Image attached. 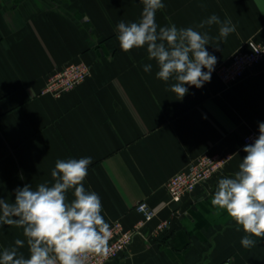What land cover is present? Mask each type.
Returning a JSON list of instances; mask_svg holds the SVG:
<instances>
[{
	"label": "crops",
	"instance_id": "0c3cea01",
	"mask_svg": "<svg viewBox=\"0 0 264 264\" xmlns=\"http://www.w3.org/2000/svg\"><path fill=\"white\" fill-rule=\"evenodd\" d=\"M162 3L159 26L213 38L206 46L217 59L211 80L199 89L185 85L182 100L169 90L174 80L157 78L146 48L119 45L116 26L140 19V0H0V198L14 201L26 184H51L57 160L91 157L84 186L100 197L109 226L134 227L141 201L156 212L110 264H264V238L244 248L243 229L211 204L218 180L246 155L244 137L264 122V61L231 87L216 73L249 40L264 42V0ZM213 14L235 25L225 40L215 39L218 25L197 28ZM79 62L91 67L84 83L59 98L44 93L50 76ZM225 153L233 154L226 167L171 202V177L204 154ZM167 220L169 228L155 232ZM17 238L22 229L0 227V250ZM20 251L28 256L27 247Z\"/></svg>",
	"mask_w": 264,
	"mask_h": 264
},
{
	"label": "clouds",
	"instance_id": "9594fccd",
	"mask_svg": "<svg viewBox=\"0 0 264 264\" xmlns=\"http://www.w3.org/2000/svg\"><path fill=\"white\" fill-rule=\"evenodd\" d=\"M140 2V19L116 26L119 45L124 52L146 48L148 59L157 62V78L174 80L169 90L182 100L189 92L185 85L199 89L210 82L217 59L206 46L213 38L192 27L159 26L156 13L165 7L162 0ZM211 25L219 26L217 41L236 31L230 19L221 21L215 14L197 28ZM143 70L150 72L152 64H145ZM258 131L253 142L243 147L246 155L238 170L218 180L211 199L212 206L225 211L237 225L236 231L243 229L240 243L244 248L256 246L254 238H264V122ZM91 164V157L57 160L51 184L35 188L26 184L14 190V201L0 198V227L22 229L24 237L0 250V264H93L107 253L110 226L102 215L101 199L84 186ZM70 190L71 200L67 197ZM24 247L27 257L20 251Z\"/></svg>",
	"mask_w": 264,
	"mask_h": 264
},
{
	"label": "built area",
	"instance_id": "2783aa9c",
	"mask_svg": "<svg viewBox=\"0 0 264 264\" xmlns=\"http://www.w3.org/2000/svg\"><path fill=\"white\" fill-rule=\"evenodd\" d=\"M247 48L239 50L231 56V59L220 66L216 73L226 87L239 83L249 70L264 61V42L249 40ZM91 75V67L84 62L72 63L49 77L44 93H50L54 97H61L65 93L75 89L84 83ZM259 132L251 131L243 139L244 145L252 143ZM233 154H204L194 160L188 169L176 173L167 183V191L172 203H180L182 199L193 193L197 187L212 179L232 160ZM137 212L141 220L134 227L126 229L120 221L110 225L109 248L106 254L97 257L93 264H110L122 253L126 252L135 237L142 233L148 223L156 215L155 210L147 201L138 202ZM170 221H163L155 230L161 232L169 228Z\"/></svg>",
	"mask_w": 264,
	"mask_h": 264
}]
</instances>
